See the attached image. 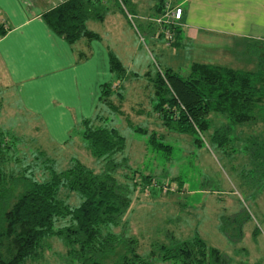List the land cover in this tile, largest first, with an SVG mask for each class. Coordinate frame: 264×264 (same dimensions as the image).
I'll use <instances>...</instances> for the list:
<instances>
[{"label":"trees","instance_id":"16d2710c","mask_svg":"<svg viewBox=\"0 0 264 264\" xmlns=\"http://www.w3.org/2000/svg\"><path fill=\"white\" fill-rule=\"evenodd\" d=\"M100 1L63 0L44 11L43 18L67 41L97 36L86 27L85 20L90 15L101 16L94 10ZM166 5L165 0H158L154 8L161 12ZM175 6L182 14V7ZM180 17L172 24V45L177 41ZM5 29L0 24V33ZM244 50L250 67L199 61H192L185 73L170 66L157 67L150 80L152 109L164 131L190 133L193 141L201 144L210 127V112L223 115L231 123L260 122L264 126V40H252ZM109 63L119 78L124 67L112 52ZM114 98L117 102L122 99L117 83L103 84L100 101L118 113L121 109ZM109 115L98 110L75 127L84 147L95 157L96 166L76 155L68 156L65 165H60L38 147L25 152L19 147L23 140L0 126V264H27L37 258L50 236L63 242L74 264H229V256L197 232L185 238H167V243L156 241L148 250L138 251L137 238L128 234L125 226L134 191L170 192L175 178L163 180L161 175L130 165L124 155V135L108 120ZM133 128L148 131V143L168 152L170 144L164 142L162 132ZM228 129V125L212 129L208 140L216 146L226 143L230 139ZM251 143L254 147L248 158L253 163L258 159L264 169V135ZM177 182L179 185L180 180ZM238 217H220L222 229L229 227L225 230L229 238L240 232L244 217ZM233 228L236 233L230 232Z\"/></svg>","mask_w":264,"mask_h":264},{"label":"rangeland","instance_id":"374dc122","mask_svg":"<svg viewBox=\"0 0 264 264\" xmlns=\"http://www.w3.org/2000/svg\"><path fill=\"white\" fill-rule=\"evenodd\" d=\"M156 1L101 0L94 4V10L104 17L97 19L90 15L87 18V25L101 32L102 40L124 66L125 72L119 73L123 77L122 99L120 102L113 99L121 111L111 112L102 101L99 111L110 113L108 120L124 135L127 162L143 172L161 175L163 180L175 178L170 192L134 191L125 215L126 232L137 238L140 252L148 250L156 241L167 243V238H185L197 232L207 243L228 255L229 264H264V169L258 159L253 163L248 158L254 147L251 142L263 137L264 126L260 122L231 123L223 115L210 112V127L201 144L194 142L190 133L164 131L152 109L154 95L150 78L155 76L157 67L164 69L169 65L180 73L187 72L194 49L190 43L181 41L174 53L175 45L167 42L164 28L152 19L164 10H155ZM165 2L172 6L182 0ZM238 52L234 50L228 62L241 65L236 61ZM250 66L246 61L243 64V67ZM116 78L115 74L113 79ZM6 94L5 98L0 89V126L23 140L20 149L27 152L34 147L41 148L60 165H65L68 156L76 155L82 162L96 166L95 157L78 146L75 128L70 131L68 141L58 145L56 138L48 139L39 124L31 121L35 116L25 114L15 96ZM224 125H228L230 139L213 145L208 140L209 132ZM134 126L162 132L164 142L170 144L168 152L148 143V131L140 132ZM177 180H180L179 185ZM233 214L237 215L236 220L238 216H243L244 220L238 236L229 238L225 232L229 227L222 229L220 217ZM230 232L236 233L237 229ZM27 264L74 262L66 254L63 242L50 236L42 243L37 258Z\"/></svg>","mask_w":264,"mask_h":264},{"label":"crops","instance_id":"0c3cea01","mask_svg":"<svg viewBox=\"0 0 264 264\" xmlns=\"http://www.w3.org/2000/svg\"><path fill=\"white\" fill-rule=\"evenodd\" d=\"M61 1L0 0V16L6 23L0 33V89L5 98V93L15 96L25 114L35 116L31 121L48 139L56 138L58 145L68 141L83 118L101 108V86L117 83L120 89L123 79H113L109 53L118 56L102 40L101 32L87 25L89 16L85 25L97 36L70 42L48 25L43 12ZM178 5L182 14L174 53L179 42L190 43L191 62L243 67L245 61L249 63L246 43L264 40V0H182ZM234 50L239 51V66L228 62ZM150 89L153 92L152 83ZM77 138L78 146L87 151Z\"/></svg>","mask_w":264,"mask_h":264},{"label":"built area","instance_id":"2783aa9c","mask_svg":"<svg viewBox=\"0 0 264 264\" xmlns=\"http://www.w3.org/2000/svg\"><path fill=\"white\" fill-rule=\"evenodd\" d=\"M180 15H181L180 7L178 6L172 7L170 5H166L165 9L161 13H159L154 18H152L160 25V27L164 28L165 31L164 33L168 43L173 38L172 24L177 23L175 21L179 19ZM0 24H2L3 27H6L4 18H2L1 16H0Z\"/></svg>","mask_w":264,"mask_h":264}]
</instances>
